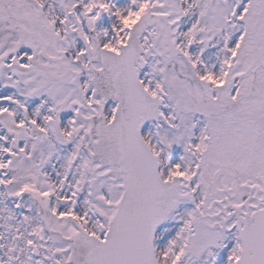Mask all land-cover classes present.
Wrapping results in <instances>:
<instances>
[{
	"label": "snow or ice",
	"instance_id": "1",
	"mask_svg": "<svg viewBox=\"0 0 264 264\" xmlns=\"http://www.w3.org/2000/svg\"><path fill=\"white\" fill-rule=\"evenodd\" d=\"M0 264H264V0H0Z\"/></svg>",
	"mask_w": 264,
	"mask_h": 264
}]
</instances>
